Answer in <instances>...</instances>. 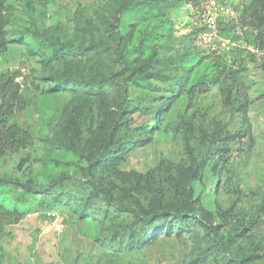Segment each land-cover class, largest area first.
Masks as SVG:
<instances>
[{
    "label": "rangeland",
    "instance_id": "1",
    "mask_svg": "<svg viewBox=\"0 0 264 264\" xmlns=\"http://www.w3.org/2000/svg\"><path fill=\"white\" fill-rule=\"evenodd\" d=\"M5 2L0 264H264L256 0Z\"/></svg>",
    "mask_w": 264,
    "mask_h": 264
},
{
    "label": "trees",
    "instance_id": "2",
    "mask_svg": "<svg viewBox=\"0 0 264 264\" xmlns=\"http://www.w3.org/2000/svg\"><path fill=\"white\" fill-rule=\"evenodd\" d=\"M256 12L258 15V23L264 27V0H256ZM11 7L5 2L0 0V52L5 51L9 45L7 37V17L10 13ZM259 40V46H264V29L260 30L257 36ZM0 97L2 102L0 104V148H5L7 143L6 139L2 137L1 127H5L9 114L13 111L14 106L21 102L20 83L17 82L15 77L8 75H1L0 77ZM99 132L102 135H106V126L104 120L99 121ZM14 181L0 177V184L13 183ZM49 188V184H33L28 185L26 190L33 194L44 193ZM168 212L173 215L180 216L185 211H179L177 209L170 208ZM189 214L200 217L196 208L192 207L187 211ZM6 214L8 211H0V233L3 230L6 220Z\"/></svg>",
    "mask_w": 264,
    "mask_h": 264
}]
</instances>
